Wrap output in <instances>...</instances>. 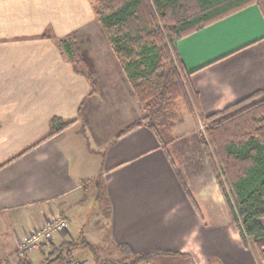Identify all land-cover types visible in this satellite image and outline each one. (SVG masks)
Returning a JSON list of instances; mask_svg holds the SVG:
<instances>
[{"label":"crops","instance_id":"crops-1","mask_svg":"<svg viewBox=\"0 0 264 264\" xmlns=\"http://www.w3.org/2000/svg\"><path fill=\"white\" fill-rule=\"evenodd\" d=\"M94 10L90 0H0V229L14 231L9 243L62 217L68 226L55 245H126L155 253L149 264H264V239L244 244L202 137L145 125L120 135L142 110L111 44L81 49L89 79L55 40L101 32ZM175 44L203 115L263 90L259 5ZM56 116L71 123L49 136ZM19 216L28 226H17ZM76 252L96 261L90 249ZM29 254L36 263L46 256L42 247Z\"/></svg>","mask_w":264,"mask_h":264},{"label":"trees","instance_id":"trees-1","mask_svg":"<svg viewBox=\"0 0 264 264\" xmlns=\"http://www.w3.org/2000/svg\"><path fill=\"white\" fill-rule=\"evenodd\" d=\"M104 25L120 65L133 82L142 116L129 124L120 135L138 126L158 131L157 120L169 109L176 108L182 98L190 112L206 121L204 148L213 164L231 210L232 221L245 245L252 237L255 244L264 239V88L239 102L209 115L199 108L198 95L189 75L181 67L176 41L203 25L257 4L264 15V0H90ZM62 49L82 66L89 79L86 62L74 34L61 39ZM53 136L69 126L58 116L52 120ZM43 264H75V251L88 248L95 260L103 264H119L131 258L128 246L120 245L123 258L104 259L99 247L82 238L60 245L42 242ZM50 250L46 252V248ZM168 254L178 252L168 251ZM153 253L140 255L136 262L150 260ZM103 260V261H102ZM18 264H36L23 257ZM42 264V263H39Z\"/></svg>","mask_w":264,"mask_h":264},{"label":"rangeland","instance_id":"rangeland-1","mask_svg":"<svg viewBox=\"0 0 264 264\" xmlns=\"http://www.w3.org/2000/svg\"><path fill=\"white\" fill-rule=\"evenodd\" d=\"M97 19L100 21L99 23H101V20L99 19L98 16H97ZM101 26L103 28L102 31L95 34V36L94 35H92V36L88 35L89 38H88V36H87V38L84 37V39L82 38V36H81V38L80 37L77 38V42H78V45L80 46L79 47L80 49H110L108 47L110 42H107V37H108V35L106 34L107 31H106V29L102 23H101ZM55 40L61 41V39H58V38ZM82 55H83V53H82ZM74 60H76V58H74ZM80 65L81 64L78 63L79 67L82 66V65L81 66ZM176 104H177L176 108L169 109L168 111H166V114L160 115L161 117L157 120V123L159 126L158 127L159 132L166 135L165 133L167 131V133L169 135H171V137H173L174 135H176V136L177 135H185V134L190 135L193 133L199 134L201 137H203V135H205L206 121H204L200 117V115L197 114L196 111L190 112L189 109L187 108V103H185V101L182 98H180L176 102ZM141 116H139V118ZM165 139L168 140V137L165 136ZM212 166H213V164H212ZM213 169H214V167H213ZM214 173H215V170H214ZM216 177H217V174H216ZM217 181H218V179H217ZM218 184H219V182H218ZM17 221H18L17 226L20 228L22 226H26L28 224V221H26V219H24L23 217L20 218V216L17 218ZM13 232L14 231L12 229L11 230L10 229L9 230L0 229V241H1V239H4L3 243L5 244V248L7 247L6 248L7 250H5L6 252L4 254H2L0 257V259H2L0 261V264H16L15 259L20 260L23 257H28L29 259H31V254H29V253H32V251H34V250L19 254L21 252L19 249V243H20L19 241H21V240H19L18 243H15L13 245L11 243H9L10 238L8 239L6 237H10L13 234ZM98 247H99V253L101 254L102 258H104V259H110V260H113L115 262V260H117V258L114 257V253L116 252L117 248H118L117 251H119L122 254V258H123V253L120 250V246H118L117 248L111 247L108 250L105 249L108 246H106V247L105 246H98ZM261 247H262V245H261ZM79 249H82V248H79ZM86 249H88V248H86ZM75 254L77 257V262L75 264H103V263L97 262V261H95V262L89 261V262L85 263L84 261H82L84 258L82 255H79L78 252H76V251H75ZM143 254H149V252L148 253H141V254H137V255L132 253L131 258L124 260V261H120L121 263H119V264H149V263H151V259L153 257L150 260H142V261L136 262L137 257L139 258V256L143 255ZM153 254H155V253H153ZM43 262H44V260L40 263L43 264ZM36 264H39V263H36Z\"/></svg>","mask_w":264,"mask_h":264},{"label":"built area","instance_id":"built-area-1","mask_svg":"<svg viewBox=\"0 0 264 264\" xmlns=\"http://www.w3.org/2000/svg\"><path fill=\"white\" fill-rule=\"evenodd\" d=\"M67 226L68 222L66 219L56 217L33 229L28 236L19 241V249L21 251L19 254L39 248L42 242L54 240L55 234L64 231Z\"/></svg>","mask_w":264,"mask_h":264}]
</instances>
